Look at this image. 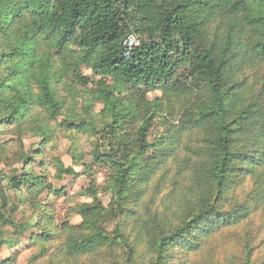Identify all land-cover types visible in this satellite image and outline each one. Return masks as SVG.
Wrapping results in <instances>:
<instances>
[{
	"label": "trees",
	"instance_id": "obj_1",
	"mask_svg": "<svg viewBox=\"0 0 264 264\" xmlns=\"http://www.w3.org/2000/svg\"><path fill=\"white\" fill-rule=\"evenodd\" d=\"M2 164L0 264H264V0H0Z\"/></svg>",
	"mask_w": 264,
	"mask_h": 264
},
{
	"label": "rangeland",
	"instance_id": "obj_2",
	"mask_svg": "<svg viewBox=\"0 0 264 264\" xmlns=\"http://www.w3.org/2000/svg\"><path fill=\"white\" fill-rule=\"evenodd\" d=\"M85 75L90 76L91 74L87 71L84 72ZM100 105L96 106V111L100 109ZM78 108H81V104H78ZM3 140H8V136H3L1 138ZM56 141L53 144V154L52 156L54 158H59L62 163L66 167H71V158L68 156V149L70 147V144L68 141L62 137L61 134H56L55 136ZM37 141H28L26 144L29 146V144L36 143ZM74 170L73 175L64 176L61 180H55L53 176H55V169H50V179L49 181L53 184L54 189L56 190H62L64 189V195L65 196H54L49 195L48 197V203L52 204L54 208L58 211L57 216V222L63 220L65 215V210L68 208L75 207L81 203L84 202H90L88 198L84 195V190L88 188L90 177L87 175L88 173H85L82 167H72ZM0 169H2L5 173H9V170H6L4 165H0ZM105 171L101 168L96 167L95 168V175L94 179L97 184H101L104 180ZM99 199L103 202L104 205H107L110 200L109 194H100ZM31 215V212L29 210L25 211V215L23 217V221L27 220ZM16 218L21 219V215L19 213H16ZM34 219V218H33ZM29 220V219H28ZM79 218L73 216L70 218V222L73 224L79 223ZM31 222V221H29ZM29 233V232H28ZM28 233L26 236L22 239L23 246H27L24 251L21 252V254L17 257L15 264H27L28 258L31 256L32 253L35 252V249L30 247L28 245ZM29 246V247H28ZM17 249H14L12 251H8L5 246H3L0 250V261L6 260L9 256V254L14 253V251Z\"/></svg>",
	"mask_w": 264,
	"mask_h": 264
},
{
	"label": "built area",
	"instance_id": "obj_3",
	"mask_svg": "<svg viewBox=\"0 0 264 264\" xmlns=\"http://www.w3.org/2000/svg\"><path fill=\"white\" fill-rule=\"evenodd\" d=\"M136 46H138V42H137L136 38L134 36H130L125 43V57L126 58L130 57L132 49L135 48ZM2 172H3V170L0 169V173H2Z\"/></svg>",
	"mask_w": 264,
	"mask_h": 264
}]
</instances>
